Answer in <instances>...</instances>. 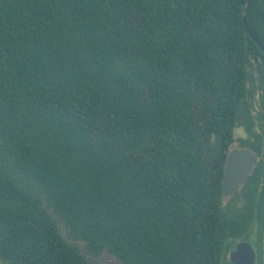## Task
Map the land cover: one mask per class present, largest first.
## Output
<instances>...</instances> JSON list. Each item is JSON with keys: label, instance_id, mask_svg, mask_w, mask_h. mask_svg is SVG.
Masks as SVG:
<instances>
[{"label": "trees", "instance_id": "obj_1", "mask_svg": "<svg viewBox=\"0 0 264 264\" xmlns=\"http://www.w3.org/2000/svg\"><path fill=\"white\" fill-rule=\"evenodd\" d=\"M245 20L264 46V0H0V262L91 264L81 241L232 264L248 240L264 264V50ZM240 126L258 161L225 200Z\"/></svg>", "mask_w": 264, "mask_h": 264}, {"label": "water", "instance_id": "obj_2", "mask_svg": "<svg viewBox=\"0 0 264 264\" xmlns=\"http://www.w3.org/2000/svg\"><path fill=\"white\" fill-rule=\"evenodd\" d=\"M246 29L253 36L257 44L264 50L263 44L253 34L245 20ZM258 158L253 150L247 147L232 148L229 152L223 177V193L233 195L242 190V186L257 165ZM258 253L248 240H240L229 253L232 264H257Z\"/></svg>", "mask_w": 264, "mask_h": 264}, {"label": "rangeland", "instance_id": "obj_3", "mask_svg": "<svg viewBox=\"0 0 264 264\" xmlns=\"http://www.w3.org/2000/svg\"><path fill=\"white\" fill-rule=\"evenodd\" d=\"M257 77V73L254 71L253 73V78L254 80H256L255 78ZM251 90L253 91V100L255 102L256 107L254 108V113L256 114L259 111V94H256L255 91V86L254 84H252L250 86ZM245 129L240 126L235 130V141L233 144V148H240L241 147V143H240V139L242 137H245ZM230 196L226 195L225 200H228ZM60 228L63 230L64 234H66V230H65V226L63 225L62 222H60ZM78 245H80L81 249L84 250L85 256L87 257V259L90 261L91 264H122V262L120 260H118L113 254H109V253H103L100 256H92L91 254L87 253L86 250L84 249V244L81 241L77 242ZM0 264H3L2 262H0Z\"/></svg>", "mask_w": 264, "mask_h": 264}, {"label": "flooded vegetation", "instance_id": "obj_4", "mask_svg": "<svg viewBox=\"0 0 264 264\" xmlns=\"http://www.w3.org/2000/svg\"><path fill=\"white\" fill-rule=\"evenodd\" d=\"M234 194H235V193H234ZM103 253H109V252H108V251H104ZM103 253H102V254H103ZM109 254H110V253H109Z\"/></svg>", "mask_w": 264, "mask_h": 264}]
</instances>
